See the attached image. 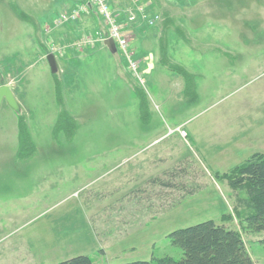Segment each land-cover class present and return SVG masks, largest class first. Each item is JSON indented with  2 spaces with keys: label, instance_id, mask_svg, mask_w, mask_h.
Segmentation results:
<instances>
[{
  "label": "rangeland",
  "instance_id": "374dc122",
  "mask_svg": "<svg viewBox=\"0 0 264 264\" xmlns=\"http://www.w3.org/2000/svg\"><path fill=\"white\" fill-rule=\"evenodd\" d=\"M79 1L0 0V86L9 85L23 104L37 144L32 156L17 157L18 116L4 101L0 264H56L82 254L95 264L181 259L183 250L169 234L207 220L238 229L255 263L264 264V230L247 228L249 209L239 203L248 194L221 177L258 152L239 146L248 138L230 137L228 115L237 117L245 94L264 84V0L166 1L173 9L170 29L163 35L161 28L162 39L149 49L163 41L167 56L196 74L195 96L180 93L179 75L167 67L165 74L141 67L142 78L127 70L115 77L126 59L102 46L67 73H53L49 47L65 44L46 29ZM152 26L157 33L160 25ZM84 62L93 65L86 69ZM70 76L80 84L65 99L79 123L71 137L55 130L56 78L63 83ZM84 85L89 91L82 93ZM179 126L191 135L172 132ZM154 177L170 179L174 188L152 183Z\"/></svg>",
  "mask_w": 264,
  "mask_h": 264
},
{
  "label": "trees",
  "instance_id": "16d2710c",
  "mask_svg": "<svg viewBox=\"0 0 264 264\" xmlns=\"http://www.w3.org/2000/svg\"><path fill=\"white\" fill-rule=\"evenodd\" d=\"M16 12L23 19L30 20L31 18L22 10L16 9ZM159 15L161 16L160 21L163 23L164 35L165 30L170 29L168 21L171 20L172 13L162 10V13H159ZM161 42L162 64L171 71L181 75L186 81L185 93L193 92L195 96L194 74L167 56L166 44L163 41ZM62 85V81L56 78V98L60 107V113L55 124V130L57 132L65 131L71 137L77 131L79 123L66 107ZM140 108L142 114L145 116L147 110L145 102L141 103ZM17 116L19 138L17 157L28 158L36 153L37 144L31 133L27 117L21 113V110L17 112ZM219 175L218 173L217 177ZM221 177L227 179L234 191L247 192L248 197H239L240 205L249 209V213L244 218L247 228L254 231L264 230V152H255L245 163L237 166L231 172L224 173ZM151 180L154 184L159 183L169 188H174L170 179L164 180L161 177H154ZM183 188L180 187L176 190H183ZM198 189V187H195L188 190V193L185 192L182 198L194 193ZM169 238L173 244L182 248L183 257L181 259L163 256L153 260H138L118 264H256L241 232L236 228L226 225L224 222L221 224L214 220L200 222L172 231L169 234ZM262 243H264V239H262ZM56 264L95 263L89 255L82 254Z\"/></svg>",
  "mask_w": 264,
  "mask_h": 264
},
{
  "label": "crops",
  "instance_id": "0c3cea01",
  "mask_svg": "<svg viewBox=\"0 0 264 264\" xmlns=\"http://www.w3.org/2000/svg\"><path fill=\"white\" fill-rule=\"evenodd\" d=\"M85 0H80L78 3L84 2ZM135 0H130L128 4H124L123 2H119L118 0H111L110 6L115 14L119 17V21L125 26L126 30L129 32L130 36V47L135 52V57L139 61L140 70L141 67L143 70L148 74L155 71L157 68L165 74V68L161 62V48L156 51H150V43L158 42L159 38H162L161 28H163L162 21H159L158 24L159 29L154 32L152 26L153 24H149L148 22L139 19L134 22H128L127 20V11L128 8L133 6V2ZM141 1V0H140ZM137 0V2H140ZM148 4L147 10L150 14L153 13H162V10L172 12L170 5L166 3L167 0H144ZM131 4V5H130ZM76 6V5H75ZM73 6V7H75ZM69 8L68 11L72 10ZM58 19V18H57ZM57 19L54 20L53 25L51 28L46 29L49 34L52 35L51 37L60 38L61 43L65 44V50L63 53H57L55 55L58 62V69L59 72L67 73L69 71L70 66L79 65L80 61L83 60H90L93 55L97 54L95 51L97 48H108L104 41H96L93 45L90 46H83L79 47L73 45L77 38L82 37L87 33H95L99 30H103L106 28V25L103 21V18L97 13L96 8L90 6L89 11L83 13L82 16L77 20L70 22L69 24H58ZM98 20V23H97ZM155 28V27H154ZM136 44L134 46L133 44ZM45 46L48 45V42L44 43ZM146 49V50H144ZM103 49H101L102 51ZM109 50V49H107ZM136 50V51H135ZM138 50H141L142 53L138 54ZM110 51V50H109ZM150 51V52H149ZM111 52V51H110ZM49 53V52H48ZM47 53V54H48ZM112 53V52H111ZM116 55V53H113ZM47 59V56H46ZM85 64L86 69L90 68L93 64ZM127 61L125 63V67L122 68L118 64L116 66L117 71L115 72V77L119 75L122 77L124 75V71L127 72ZM127 70V71H126ZM168 70V69H167ZM190 72V71H189ZM228 76L232 78V84L234 83L235 76H234V67L233 65H228L227 68ZM176 73V72H175ZM78 73L74 74L76 76ZM177 74V73H176ZM179 75V74H178ZM195 76V95L197 94V76ZM227 76V77H228ZM181 76H177L179 80L178 83L180 84V93H185L186 90V81L181 82ZM239 80V79H238ZM65 87V99L72 100V98L76 95L74 91L79 87L80 84H73L72 76L68 80L64 82ZM89 91V88L84 85L82 93L85 91ZM248 97V98H247ZM65 100V101H66ZM21 103V102H20ZM23 105V104H21ZM25 109V108H24ZM243 116L241 120L239 117ZM229 124L231 125V138L234 139L235 137L242 140H248L249 142L244 144H239L241 147H247L257 150L258 152H264V84L262 85L261 89L258 91H254L251 93H246L244 96V104L242 111L237 114V117L233 116V113L229 111L228 115ZM234 127H238V130L234 129ZM229 131V130H228ZM189 132V131H188ZM236 132L239 134L237 135ZM33 133V131H32ZM191 135V133L189 132ZM236 134V135H235ZM189 135V136H190ZM33 138L35 140V135L33 134ZM248 138V139H247ZM17 154V151H16ZM15 154V155H16ZM137 155V154H134Z\"/></svg>",
  "mask_w": 264,
  "mask_h": 264
},
{
  "label": "built area",
  "instance_id": "2783aa9c",
  "mask_svg": "<svg viewBox=\"0 0 264 264\" xmlns=\"http://www.w3.org/2000/svg\"><path fill=\"white\" fill-rule=\"evenodd\" d=\"M111 0H88L78 3L72 10L64 12L57 19L58 24H65L73 21H77L83 13L89 11L90 6L96 8L97 13L103 18L106 28L99 30L95 33H87L80 38H77L73 45L83 47L93 45L96 41H105L108 38H113L120 53L127 61V69L134 76L139 74V61L135 57V52L130 47V36L128 31L122 22L119 21V17L115 14L110 6ZM147 5L138 3L137 0L133 2V6L128 8L127 20L128 22H134L142 19L149 24H156L160 21L161 16L159 13L150 14L147 10ZM66 47L60 45H52L49 47V51L56 53H63ZM172 132H179L184 138L189 136L188 130L184 126H179Z\"/></svg>",
  "mask_w": 264,
  "mask_h": 264
},
{
  "label": "water",
  "instance_id": "95a60500",
  "mask_svg": "<svg viewBox=\"0 0 264 264\" xmlns=\"http://www.w3.org/2000/svg\"><path fill=\"white\" fill-rule=\"evenodd\" d=\"M104 43L112 53L118 52L117 45L113 38L106 39ZM47 60L49 61L52 72L56 73L58 71L56 55L54 53L47 54ZM4 101H6L14 111L18 112L21 110V105L18 102L13 89L7 84L0 86V107Z\"/></svg>",
  "mask_w": 264,
  "mask_h": 264
}]
</instances>
